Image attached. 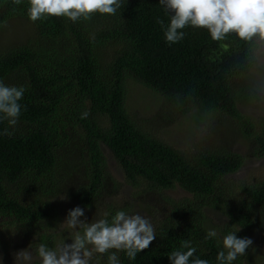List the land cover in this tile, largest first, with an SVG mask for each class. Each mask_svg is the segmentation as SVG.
I'll return each instance as SVG.
<instances>
[{
	"label": "trees",
	"instance_id": "16d2710c",
	"mask_svg": "<svg viewBox=\"0 0 264 264\" xmlns=\"http://www.w3.org/2000/svg\"><path fill=\"white\" fill-rule=\"evenodd\" d=\"M120 2L115 15L96 13L73 23L65 17L32 22L28 0L19 5L0 0V81L25 88L15 128L0 122V132H13L0 135V217L29 229L31 246L55 248L54 231L64 214L56 194L67 191L83 209L91 207L107 177L105 146L132 184L163 190L179 185L193 195L160 220L155 240L135 260L118 253L121 264H170L167 255L184 240L196 248L193 258L217 264L222 248L217 241L227 233H264V179L232 187L226 177L243 166L242 153L211 145L189 154L160 140L129 111L128 80L172 99L183 114H189L186 104L198 106L197 121L216 112L231 117L246 137L258 141L261 157L264 121L255 131L251 117L239 109L235 86L251 70L255 42L235 34L213 41L206 29L189 26L184 39L170 45L157 20L167 25L172 13L159 0ZM17 20L27 35L12 29L19 27ZM209 207L230 221L206 240L213 227L205 217ZM119 210L126 211L109 205L108 218ZM257 250L250 247L233 264H264V251Z\"/></svg>",
	"mask_w": 264,
	"mask_h": 264
},
{
	"label": "clouds",
	"instance_id": "9594fccd",
	"mask_svg": "<svg viewBox=\"0 0 264 264\" xmlns=\"http://www.w3.org/2000/svg\"><path fill=\"white\" fill-rule=\"evenodd\" d=\"M13 2L19 5L22 0ZM159 4L166 13H172L167 25L164 20H157L170 45L183 40V30L189 26L206 29L213 41L235 34L240 41L264 45V0H159ZM28 5L27 16L32 22L65 17L73 23L90 20L96 13L115 15L122 6L120 0H28ZM24 92L23 86H7L0 81V122L6 121L12 129L21 115L19 101ZM87 115V112L82 113L81 119ZM12 134L8 128L0 132V135ZM84 216L85 209L76 206L61 223L73 230L70 243L63 241L55 248L41 243L34 254L30 248L19 250L13 253L14 264H92L94 257L106 258L105 264H121L118 253L123 252L129 260H135L156 238L153 224L140 214L119 210L109 219V213L105 212L102 218L90 222L81 219ZM216 237L217 232L210 229L205 239ZM217 244H222L215 258L217 264H233L246 254L253 240L229 232ZM195 253L191 242L184 240L179 249L167 256L170 264H210L207 259L193 258ZM2 259L0 255V261Z\"/></svg>",
	"mask_w": 264,
	"mask_h": 264
},
{
	"label": "rangeland",
	"instance_id": "374dc122",
	"mask_svg": "<svg viewBox=\"0 0 264 264\" xmlns=\"http://www.w3.org/2000/svg\"><path fill=\"white\" fill-rule=\"evenodd\" d=\"M17 22L19 27L12 29L16 28L19 33L27 35L28 32L23 28L20 20ZM8 33L10 34V31ZM254 42L251 70L247 75L238 78L235 86L239 109L251 117L256 124L255 131L258 132L264 121V45ZM128 88L129 111L160 140L189 154L211 145L223 146L227 150L242 153L246 159L245 163L239 171L226 177L227 183L232 187L240 188L243 184H254L264 179V155L261 157L258 155V141L253 137H246L231 117L216 112L208 115L210 118L208 121H197L194 113L198 106L186 104L187 101L180 102L181 105L186 104L190 108L189 114H183L176 108L172 99L136 81L129 79ZM103 152L107 159V177L92 206L84 208L85 216L81 219L90 222L102 218L109 205L113 204L117 209L125 208L128 214H140L148 218L155 229L161 219L170 217L173 211L187 204L193 196L179 185L163 190L152 189L146 183L132 184L126 179L111 150L104 146ZM66 192L61 190L56 194L57 203L64 212L54 231L57 245L63 241L71 242L70 236L73 230L61 223L70 209L81 207L78 200L70 198ZM204 212L207 222L217 233L223 231L224 224L230 221L227 214L219 208L209 207L204 209ZM232 224L240 229L237 224ZM30 234L29 229L17 227L11 217H0V255L3 257L0 264H14L13 253L22 249L30 248L34 254L37 247L31 246L35 238L30 237ZM248 237L253 240L251 247L264 251V233L260 229L249 231ZM259 256L260 254H256L255 259Z\"/></svg>",
	"mask_w": 264,
	"mask_h": 264
}]
</instances>
